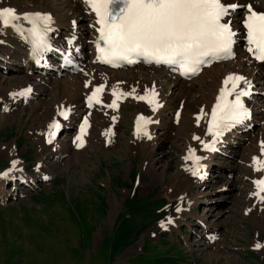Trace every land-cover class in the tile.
Segmentation results:
<instances>
[{
	"label": "rangeland",
	"instance_id": "obj_1",
	"mask_svg": "<svg viewBox=\"0 0 264 264\" xmlns=\"http://www.w3.org/2000/svg\"><path fill=\"white\" fill-rule=\"evenodd\" d=\"M13 1L8 2L21 6L32 2ZM58 3L52 0L46 6L60 15ZM11 46L21 49L17 43ZM3 50L0 47V75L8 76L7 82L14 86L17 82L12 78L26 75L17 65L22 53L19 50L16 59H4ZM1 80L0 151L4 152L2 145L7 144L14 154L6 158L0 152V172L12 168L16 161L29 173L24 172L16 184L10 181L6 185L5 198L0 192V264H264V204L260 206L252 194L253 179L244 177L249 161V157L245 160V150L251 147V139L228 148L232 156L212 152L218 167L206 165L193 181L178 174L183 168L187 137L183 124L175 121L165 134L156 129L153 154L152 144L148 153L143 152L145 148L139 151L137 141L130 142L134 106L126 102L120 118L108 116L103 123L95 117L91 120L90 129H103V134L110 122L119 120L115 123L117 142L112 148L103 147L102 141L108 143L109 137L102 140V134L82 151L79 161L73 155L79 144L74 139V149L62 158L60 163H65L61 166L56 160L59 158L51 154L54 148L48 146L52 136L44 129L52 116V108H48L52 100L45 95L41 103L33 98L8 116L2 112L4 102L14 93ZM29 82L36 89L28 95L41 96L36 94L40 81L31 78ZM187 119L192 126V116ZM158 120L160 124L170 121L165 117ZM252 127L249 136L256 138L261 125ZM65 136L62 131L57 140L62 146L69 144ZM39 159H44L48 169L41 176L33 171ZM30 177L31 182L19 183ZM226 178L238 187L223 191ZM194 198L195 205L186 207ZM181 208L190 212L184 215ZM217 211L222 212L218 218L213 215ZM210 222L214 228L209 229ZM215 236L217 240L212 239Z\"/></svg>",
	"mask_w": 264,
	"mask_h": 264
},
{
	"label": "bare ground",
	"instance_id": "obj_2",
	"mask_svg": "<svg viewBox=\"0 0 264 264\" xmlns=\"http://www.w3.org/2000/svg\"><path fill=\"white\" fill-rule=\"evenodd\" d=\"M8 1L15 2L13 0H0V9L11 8L21 16L24 14L39 13L51 17V41L53 45L49 54L52 53L54 48L65 49L67 47V42L72 40L75 49L71 51H73L76 56L81 57L78 60L81 62L82 67L80 73L70 75L64 71L60 73V76L56 77L55 79L53 78L54 80H50L53 75H57V69H60L59 64L56 65L55 69L53 70H48L46 68L48 66L42 68V64H44L46 61L45 57H43V59L38 62L32 56V53L27 50L28 39L26 33H22H24V30L29 28L30 25L27 24V22L21 20L18 22L21 25L20 31H17L12 27L0 28V47L2 50L4 49V59H16L15 53L20 50V53L22 54L19 57V64L17 65L19 66V71L26 73L24 77L12 78V81L17 82L14 86L13 84H9L7 82V79L9 78L8 76H4L3 74L0 75V78L12 87L8 91L14 93H11L12 97L8 95L10 96V100L8 99L7 102H4L5 105L3 107V114L6 113L9 116L19 107V105L27 104L31 99L36 97L41 103V101L44 100L43 95H45V98L48 96V100H52L51 104L49 103L48 105L49 109L52 108V116L50 120L47 121L46 128H44L46 129V132H48L50 131V125L54 121L59 120L61 112L71 109L69 118L61 122L62 128H75L74 132L71 131L69 132V135L64 137L69 139V144L67 146L60 145V141L55 140L56 134L52 136L53 141L48 143L49 147H55V149L51 151V154H53L52 156L54 159L59 158L56 159L58 164L62 158L64 159V157L68 155L69 151L74 149L72 148L74 146L72 140H76L77 136L82 138L83 146L79 147L77 151L73 153V155L80 161V158L78 157L82 158V151L88 147L90 142H93L92 140H99L102 138L103 134V129H88L89 122H91L94 117L98 123H103L105 118H107L106 116H109L111 119L120 118L119 116L122 114L123 108H125V103L128 102L130 105L134 106L132 108L133 125L137 116L139 114H143L147 122L145 123V129L143 133H145L147 130L149 132L150 130L149 137L145 136L146 138H143L140 134L136 135L133 129L130 142L134 143V141H137L139 145V151L145 148L143 152L148 153L150 150H152L149 148V146L152 144L155 146L152 150L153 154L155 151L154 149L156 148V135L154 131L156 129H162L163 134H165V130H170L171 126H174L173 124L175 121H179V125L183 124L182 127H184V131L187 133V137H185V148L183 149V168L181 172H178V174L179 176H184L187 178L192 177L193 181L200 177L206 165L210 164L212 167H218V162L215 161V158L217 157L215 155L216 153L220 155L227 154L232 156L233 153L227 151L228 148L234 149V147H238L236 145L242 144L244 140L251 139V147L249 148L248 146L246 150L244 147L246 153L245 160L249 157L246 167L247 173L244 175V177L246 179L248 177L253 179L251 186L252 194L258 198L260 206L264 204V193H261L260 196L255 195L257 189L253 183L255 180L260 179L263 173V170H254L253 158L264 162V156H261L260 147L261 144L264 143V62L258 63L253 58H251L246 51L245 45H237L235 50L237 53L236 59L224 64L221 63L213 65L209 67V69L204 70L196 79H193L189 82L182 81L176 76H173L162 69H156L154 67H147L148 69H146L143 66H136L129 70H110L94 63L95 55L93 49L99 41V32L97 31L98 25H96V16L86 6L84 0H53L58 1V4H60V8L62 9L60 15H56L46 6L52 0H40L39 3H37L36 0H32V2H35L36 5L32 4L31 2L28 5L24 4L25 6L17 4L19 2L9 3ZM259 1L260 0H221V2L225 5H238L235 11H231L232 14L229 17V22L236 32L237 39L241 40L243 37V28L241 23L248 15L245 9V4H251L254 8L262 9L263 5ZM12 43H17L22 50H16L13 48L14 45L11 46ZM35 63H40L41 66L38 67L37 70L41 75L28 76L27 73L34 68L36 65ZM7 68L9 71H12L9 66ZM230 75L241 76L244 78L245 82L240 85V88L237 89V91L243 89L249 93V95L241 97V101L246 110L252 109L251 114H249L248 118L243 122L224 129L220 135L214 137L213 135L206 132L208 115L211 108L216 103L221 89L225 87V79ZM31 78L40 81L41 83V87L37 89L38 91L36 93L41 95L39 97L35 95L27 96L28 92H33L36 89L35 86L29 82V79ZM47 86L49 89H47ZM101 87L104 88V92L102 94L104 108L100 109L96 107L92 110L87 109L85 104L90 92ZM227 87L230 88L231 83H229ZM29 89L30 91H28ZM153 89L155 92V100L149 101V98L152 96ZM114 91L117 94L116 96H113ZM117 96L125 98L124 103L120 104L118 111H116L115 107H112L113 101ZM140 97H145V99H140ZM247 97H249V99L252 101L249 102ZM234 98V96H230V100H233ZM145 100H148L147 103H145ZM178 101L185 102L181 108V116L174 117L173 114L175 113L176 109L179 108H177V104H179ZM2 102L3 101L0 100V103ZM116 104L117 103L115 102V105ZM248 104L252 105V107H250V105L248 106ZM42 111L43 109L41 108V112ZM91 111H93V113H90ZM188 115L189 117L192 116L193 118L192 126L189 125V120L187 119ZM159 117L168 118L170 121L166 122L165 124H160L158 120ZM83 119L87 121V124L80 127V121ZM258 123L261 125V131L256 138H252L249 136L253 131L251 125ZM112 124L113 123L110 122L108 127L106 125L107 129L104 131L102 140L109 137V142L107 143V141H102L104 148H112L117 142V125L113 124V126ZM82 128L84 129L83 132L81 131ZM47 142L48 141H46V143ZM208 142L209 145L206 148L205 145ZM77 144L75 146H77ZM3 148L5 149L4 152H0L6 156V158H11L14 153L10 149L9 145L3 144L2 149ZM190 150L192 153H194L196 158H200L198 163H194L192 159H186V157L190 155ZM214 151H216V153L213 155L212 152ZM235 154L239 155L237 152H234V155ZM148 156L146 157L150 162L151 159L149 158L150 156ZM71 160L67 159L66 162H73ZM43 162L44 159H39L37 161L38 165L35 164V169L33 171H35L38 176H41L44 170H48L45 169L46 165ZM62 163L64 164L65 161L61 162L60 165ZM12 164V168L6 170L4 175L0 174V192L3 194V198H5L4 192L7 190L6 185L10 183V181H13L14 183L18 182L23 173L26 172L24 167L19 165L18 162L15 161ZM193 170L197 171V175L192 174ZM179 176L177 175V179L181 178ZM32 180V177L24 178L20 183H22L21 185H24L28 182H31ZM179 181L181 184H184V180L180 179ZM227 182L228 183L225 185L227 188L223 189V191H230L231 188L235 190L238 187V185L233 180L230 181L227 179ZM170 185L171 181L167 186L169 187ZM196 201V198L190 199L186 207L191 208L192 205H195ZM115 205L113 206L115 207ZM188 210L189 211L182 209L181 212L186 215L190 212V209ZM113 212L114 210H112L110 214L112 215ZM213 215L214 217L218 218V216L222 215V212L217 211ZM197 220L201 219L197 218ZM191 223L192 222L189 221V224ZM209 224V229L214 228L213 222H210ZM212 233L216 234L214 231H212Z\"/></svg>",
	"mask_w": 264,
	"mask_h": 264
},
{
	"label": "snow or ice",
	"instance_id": "obj_3",
	"mask_svg": "<svg viewBox=\"0 0 264 264\" xmlns=\"http://www.w3.org/2000/svg\"><path fill=\"white\" fill-rule=\"evenodd\" d=\"M84 3L96 16L101 42L96 47L98 60L102 63L116 66L118 62L132 64L142 58L147 63L176 66L182 75L187 76L197 74L201 65L208 62L207 58L224 59L231 56L234 33L229 23L221 21L238 5H225L221 0H84ZM246 11L248 15L243 26L248 51L254 59L264 62V13L255 12L251 6ZM21 20L30 25L22 34L26 33L34 54L47 50L46 36L50 31L51 17L39 13L21 16L14 9H0V28L12 27L20 31L18 22ZM244 82L243 77L235 75L225 79V87L221 89L212 109L209 134L218 136L224 129L248 118L241 97L249 93L243 89L237 91ZM229 83L230 88L227 87ZM101 91L102 88H97L89 100ZM116 95L114 91L113 96ZM230 96L235 98L228 100ZM152 99H155L154 89ZM112 107H115V100ZM61 115L67 118V113ZM58 128L59 124L53 122L49 136H54L55 132L51 130ZM139 131L142 128L138 126ZM76 139L79 141L77 146L82 147V138L77 136ZM260 147L261 156H264V143ZM186 159L198 162L191 150ZM253 166L256 171L264 170V162L256 158H253ZM192 174L197 175V171L193 170ZM253 183L257 189L255 195L264 193V179Z\"/></svg>",
	"mask_w": 264,
	"mask_h": 264
}]
</instances>
